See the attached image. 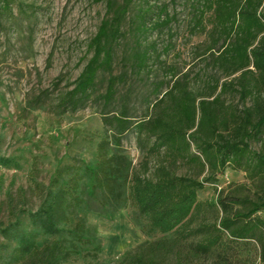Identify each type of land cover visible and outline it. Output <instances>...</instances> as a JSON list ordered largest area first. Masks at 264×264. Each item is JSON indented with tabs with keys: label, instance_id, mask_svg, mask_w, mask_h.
I'll use <instances>...</instances> for the list:
<instances>
[{
	"label": "rangeland",
	"instance_id": "374dc122",
	"mask_svg": "<svg viewBox=\"0 0 264 264\" xmlns=\"http://www.w3.org/2000/svg\"><path fill=\"white\" fill-rule=\"evenodd\" d=\"M108 1L17 0L11 13L0 17V264L17 246V241L7 239L2 230L17 221L25 233L37 234L40 248L70 237L69 224L60 226L58 236L46 235L33 225L31 216L44 208L50 193L55 192L53 180L58 173L62 174L61 181H66L71 176L68 167L81 161L89 165L97 162V144L105 137L112 141L109 155L115 157L121 170L116 194L97 190L90 195L91 180L85 175L79 189L85 203L77 212L91 243L79 244L77 253L65 264H127L129 256L141 247L153 254L150 246L158 240L163 244L156 245L154 251L157 264H177V250L187 257L184 264H214L215 256L190 255L189 246L179 242L177 233L154 238L143 233V219L127 198L130 175L138 172L154 178L155 166L168 162L164 154H150L152 142L140 138L134 130L124 135L120 146L115 145L114 131L103 124L102 115L112 116L127 105L132 120L153 118L159 111L153 107L156 86L160 82L173 84L175 79L187 83L198 101L213 100L221 92L224 116L232 108L264 105V88L256 81V74H246L251 93L244 100L239 86L243 71L232 73L229 64L216 61L218 54H206L211 43L207 34L191 33L192 0H159L157 5L167 7L172 22L150 31L145 39L149 44L157 43L159 53L168 44L171 49L156 59L153 72L139 74L131 69L136 52L137 14L142 6L139 3L124 22L125 36L115 48L112 75L125 72L127 80L118 87L113 103L104 108L102 96L110 74L100 72L87 107L75 114L60 113L57 104L92 58L91 42L102 21L111 15ZM19 2L25 4L27 13L21 12ZM170 67L177 73L175 78L169 74ZM216 84L219 88L214 95ZM167 89L165 85L161 91ZM38 97L40 105L35 104ZM195 131L196 128L188 135ZM190 142L189 151L198 154L196 142ZM250 146L255 151L263 148L261 142L255 141ZM174 169L178 175L199 180L210 176L208 168L202 171L196 163L178 162ZM241 186L253 189L244 171L226 168L217 173L212 183L205 184L199 200L215 202L220 191L239 193ZM260 215L264 216V212ZM217 216L212 209L202 208L187 227L214 223ZM199 240L194 237L190 241ZM250 263L262 261L254 256Z\"/></svg>",
	"mask_w": 264,
	"mask_h": 264
},
{
	"label": "trees",
	"instance_id": "16d2710c",
	"mask_svg": "<svg viewBox=\"0 0 264 264\" xmlns=\"http://www.w3.org/2000/svg\"><path fill=\"white\" fill-rule=\"evenodd\" d=\"M158 1H108L111 15L102 21L91 42L92 58L73 88L57 104L60 113L75 114L87 107L100 72L110 74L102 96L104 108L113 103L118 87L127 80L125 72L112 75L115 48L125 36L124 22L139 3L142 6L137 14L136 52L131 69L139 74L153 72L156 59L171 49L168 44L159 53L157 43L149 44L145 39L150 31L167 27L172 22L167 7L157 5ZM16 2L0 0V17L9 15ZM18 5L21 12L27 13L23 2ZM191 9V33L207 34L211 39L206 54H218L216 61L229 64L232 73L243 71L239 78L243 99L246 100L251 93L245 82L246 74H256V81L264 88V0H192ZM169 69V74L175 78L176 71L173 67ZM165 85L168 89L163 92L161 88ZM223 87L227 85L223 84ZM218 88L216 84L214 95ZM156 94L153 107L159 111L153 118L134 121L127 105H123L117 114L102 115L103 124L114 131L115 145L120 146L124 135L134 130L140 138L152 142L150 154H164L168 162V165L155 166L154 178L138 172L130 175L127 198L143 219V233L150 238L177 233L179 242L189 246L190 255L215 256L214 264H251L254 256L264 264V216L260 215L264 212V105L256 103L241 109L232 108L224 116L221 92L213 100L198 101L187 83L179 79L173 80V84L160 82ZM40 99L35 100L36 105H40ZM195 128L196 131L188 135ZM191 140L196 142L198 154L189 151ZM252 141L263 144L261 151L251 148ZM111 145L108 137L102 138L97 144V162L89 165L81 161L79 165L68 167L71 172L68 180L61 181L62 174L58 173L53 180L55 192L50 193L46 206L31 216L33 225L46 235L58 236L60 226L69 224L70 237L40 248L37 234L25 233L17 221L2 230L7 239L17 241V246L2 264H65L77 253L79 244L91 243L77 212L85 203L79 189L86 175L91 180L90 195L97 190L116 194L121 170L115 157L109 155ZM178 162L196 163L202 171L208 168L210 176L199 180L178 175L174 169ZM226 168L244 171L253 189L241 186L239 193L222 190L215 202H201L199 192ZM243 189L250 190L252 195L241 191ZM202 208L218 213L216 222H203L195 228H188ZM194 237L200 240L191 242ZM158 244L163 242L158 240L150 246L153 254L139 248L129 256L127 264H157L154 251ZM175 254L176 263L184 264L187 257L182 251L177 250Z\"/></svg>",
	"mask_w": 264,
	"mask_h": 264
}]
</instances>
